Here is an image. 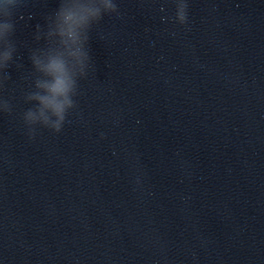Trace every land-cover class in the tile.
Wrapping results in <instances>:
<instances>
[{
    "label": "water",
    "instance_id": "water-1",
    "mask_svg": "<svg viewBox=\"0 0 264 264\" xmlns=\"http://www.w3.org/2000/svg\"><path fill=\"white\" fill-rule=\"evenodd\" d=\"M116 3L71 122L31 141L21 76L57 0L19 9L0 264H264V0H188L185 25L172 0Z\"/></svg>",
    "mask_w": 264,
    "mask_h": 264
},
{
    "label": "clouds",
    "instance_id": "clouds-1",
    "mask_svg": "<svg viewBox=\"0 0 264 264\" xmlns=\"http://www.w3.org/2000/svg\"><path fill=\"white\" fill-rule=\"evenodd\" d=\"M26 2L0 0V115H12L14 110L3 93L15 84L8 69L17 51L16 17ZM172 3L175 22L185 25L188 0ZM112 14L119 15L116 0H57V7L44 16V24H35V46L28 49L30 69L21 76L26 86L23 102L30 106L20 119L30 141L39 129L57 134L71 122L68 117L78 107L80 82L92 69L90 34L104 16Z\"/></svg>",
    "mask_w": 264,
    "mask_h": 264
}]
</instances>
